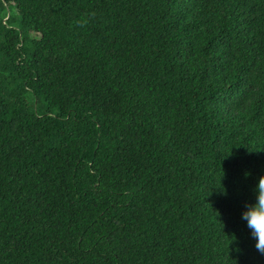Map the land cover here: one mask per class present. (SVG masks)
Masks as SVG:
<instances>
[{"label": "trees", "instance_id": "1", "mask_svg": "<svg viewBox=\"0 0 264 264\" xmlns=\"http://www.w3.org/2000/svg\"><path fill=\"white\" fill-rule=\"evenodd\" d=\"M261 175L264 0H0V264H264Z\"/></svg>", "mask_w": 264, "mask_h": 264}, {"label": "clouds", "instance_id": "2", "mask_svg": "<svg viewBox=\"0 0 264 264\" xmlns=\"http://www.w3.org/2000/svg\"><path fill=\"white\" fill-rule=\"evenodd\" d=\"M253 191L255 200L245 203L241 219L246 222L251 237L255 240L256 250L264 255V175L258 178Z\"/></svg>", "mask_w": 264, "mask_h": 264}]
</instances>
